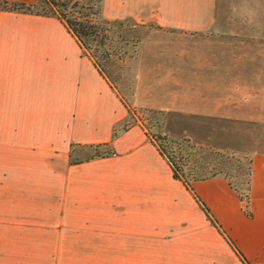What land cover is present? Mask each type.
<instances>
[{"label":"crops","instance_id":"obj_1","mask_svg":"<svg viewBox=\"0 0 264 264\" xmlns=\"http://www.w3.org/2000/svg\"><path fill=\"white\" fill-rule=\"evenodd\" d=\"M101 16L147 27L127 97L58 17L0 8V264H247L229 240L264 264V0H101ZM131 109L247 154L251 215L223 174L175 177Z\"/></svg>","mask_w":264,"mask_h":264},{"label":"rangeland","instance_id":"obj_2","mask_svg":"<svg viewBox=\"0 0 264 264\" xmlns=\"http://www.w3.org/2000/svg\"><path fill=\"white\" fill-rule=\"evenodd\" d=\"M41 8V3H37L32 9L41 10ZM106 25L109 28L110 38L104 46L99 47L96 57L116 88L123 96L127 97L133 79L136 39L144 33L147 27L143 24L115 20L108 21ZM103 48L109 51V57L106 60L99 55ZM135 113L138 117L137 121L145 125L148 132L153 136L152 139L158 144L161 135L157 136V133L161 130L160 126L165 114L150 110H135ZM163 143L166 153L174 155L175 158L181 156L184 170L192 166L204 165L219 168L222 170L221 174L225 173L241 191H244L250 165V157L247 154L228 150H220V153L216 154L213 150L188 141L184 137L172 138L167 136ZM101 151H105V148L95 146L87 150L86 154L91 155Z\"/></svg>","mask_w":264,"mask_h":264},{"label":"trees","instance_id":"obj_3","mask_svg":"<svg viewBox=\"0 0 264 264\" xmlns=\"http://www.w3.org/2000/svg\"><path fill=\"white\" fill-rule=\"evenodd\" d=\"M37 3H41V10L32 9ZM0 8L10 9V10H23L29 12H36L42 14H50L58 17L65 26L69 29V31L75 35L79 44L82 48V51L89 56L92 57L98 69L110 79L109 75L104 71V69L100 66V63L97 60V51H99V47L104 46L107 43V40L110 38L108 33L109 28L106 23L110 20H105L101 16V0H36L32 3H25L21 1H8V0H0ZM140 36L136 39V44L139 40ZM105 60L109 57V51L105 48L100 50L99 54ZM111 83H113L111 81ZM157 111V110H150ZM159 112V111H157ZM157 136H160V132L157 133ZM167 138L166 135H161L160 142L157 144L160 152L166 157L169 162L171 169L173 171V175L177 178H180L184 181L187 186L191 185V181L197 178H205L214 176L216 174H221L222 170L214 167L204 166H192L187 170L182 168L181 156L175 158L174 155L166 153L163 148V141ZM202 147V146H201ZM210 150H213L216 154L220 153L219 149L205 147ZM112 150H105L101 152H96L91 154L89 157H93L95 155H103L108 154ZM249 170L248 176L245 180L244 191H241L237 185H235L224 173L223 175L228 178L229 183L235 188L238 192L239 197L244 201V210L248 215H251V210L249 208V180L251 173V158H249ZM196 199L201 204L202 208L208 214V209L205 204L195 195ZM232 248L241 258L244 263L249 264V261L245 258L239 248L236 246L233 240H229Z\"/></svg>","mask_w":264,"mask_h":264},{"label":"built area","instance_id":"obj_4","mask_svg":"<svg viewBox=\"0 0 264 264\" xmlns=\"http://www.w3.org/2000/svg\"><path fill=\"white\" fill-rule=\"evenodd\" d=\"M130 113H131V115H132V118L134 119V120H137V115H136V113H135V110H133V109H131L130 110ZM141 123V122H140ZM142 124V123H141ZM144 127H145V125L144 124H142ZM146 128V127H145ZM146 131L148 132V130H147V128H146ZM150 134V133H149ZM150 136L151 137H153L151 134H150Z\"/></svg>","mask_w":264,"mask_h":264}]
</instances>
